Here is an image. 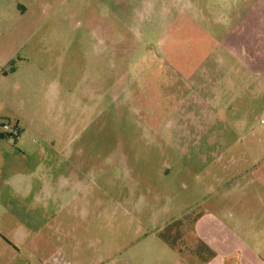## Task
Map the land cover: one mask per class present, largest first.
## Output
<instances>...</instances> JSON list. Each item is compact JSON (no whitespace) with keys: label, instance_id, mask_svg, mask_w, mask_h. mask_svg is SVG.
Here are the masks:
<instances>
[{"label":"rangeland","instance_id":"rangeland-1","mask_svg":"<svg viewBox=\"0 0 264 264\" xmlns=\"http://www.w3.org/2000/svg\"><path fill=\"white\" fill-rule=\"evenodd\" d=\"M219 1L0 0V136L17 129L0 141V264H180L164 239L189 234L222 187L208 182L231 174L156 134L188 97L241 94V71L216 70L224 40L207 36ZM239 104L224 120L234 141ZM236 143L225 159L240 165Z\"/></svg>","mask_w":264,"mask_h":264},{"label":"crops","instance_id":"crops-1","mask_svg":"<svg viewBox=\"0 0 264 264\" xmlns=\"http://www.w3.org/2000/svg\"><path fill=\"white\" fill-rule=\"evenodd\" d=\"M208 9L220 18L222 26L207 36L224 40L225 47L221 52L229 61L219 63L216 70L241 71V94L227 98L216 93L213 97V94L188 97L180 102V109H175L174 113H177L173 119H168L167 131L159 130L156 135L162 143L172 144L166 146L167 149L194 151L190 160L208 164L206 167L225 161L227 165L222 169L226 168L225 171L231 175L228 178H211L208 188L212 187L211 183L222 187L208 195L204 202L207 207L195 215L189 234L181 231L183 238L179 240L175 235L172 238L174 248L165 241L163 243L180 264H264V140L263 132L257 130L264 123L260 119L264 101L260 98L255 106H251L243 93L264 89V33L256 27V24L264 27V0H241V5L221 0ZM7 30L0 23V37ZM9 58L0 52V69ZM233 102L242 104H239L240 113L232 117L239 121L235 123L237 132L241 131L245 137L235 140L241 144L240 165L234 158L230 163V159H225L226 153L238 146L234 139H229L227 133L233 132L224 125V120L232 116ZM250 118H258L260 125H247L245 120ZM184 119L190 122L184 125ZM194 120L197 122L193 123ZM166 136H169L168 140ZM3 138L1 135L0 141ZM159 147L163 148L160 144ZM3 159L0 147V163ZM233 166L238 167L236 177L232 176ZM230 183L236 186L232 190H229ZM184 237L189 238L187 243ZM183 249L187 254L183 255Z\"/></svg>","mask_w":264,"mask_h":264},{"label":"built area","instance_id":"built-area-1","mask_svg":"<svg viewBox=\"0 0 264 264\" xmlns=\"http://www.w3.org/2000/svg\"><path fill=\"white\" fill-rule=\"evenodd\" d=\"M2 129L10 139H14L17 137V129L16 128H10L9 125L3 124Z\"/></svg>","mask_w":264,"mask_h":264},{"label":"trees","instance_id":"trees-1","mask_svg":"<svg viewBox=\"0 0 264 264\" xmlns=\"http://www.w3.org/2000/svg\"><path fill=\"white\" fill-rule=\"evenodd\" d=\"M4 137H7V138H8L7 135H5ZM14 139H15V138H14ZM164 241H165L167 244L171 245V247H173V243H171L169 240L164 239Z\"/></svg>","mask_w":264,"mask_h":264}]
</instances>
